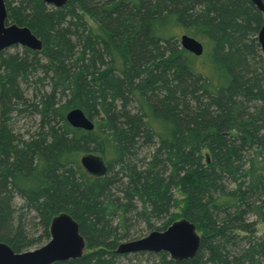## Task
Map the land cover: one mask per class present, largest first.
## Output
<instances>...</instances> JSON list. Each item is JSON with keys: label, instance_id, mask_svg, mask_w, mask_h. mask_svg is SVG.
Listing matches in <instances>:
<instances>
[{"label": "trees", "instance_id": "16d2710c", "mask_svg": "<svg viewBox=\"0 0 264 264\" xmlns=\"http://www.w3.org/2000/svg\"><path fill=\"white\" fill-rule=\"evenodd\" d=\"M5 5L8 19L29 27L42 48L0 53V241L30 249L38 242L26 239L23 212H37L47 229L68 211L90 251L53 264H117V225L126 219L113 226L117 210L136 200L159 216L178 189L200 245L192 259L161 252L155 264H264V233L248 219L256 210L264 223V59L252 56L260 54L252 37L262 16L250 0ZM181 31L203 41L201 55L177 43ZM21 83L40 84L29 105ZM26 107L41 127L25 139L9 120ZM74 107L93 121L91 131L66 121ZM75 149L102 156L105 174L88 176Z\"/></svg>", "mask_w": 264, "mask_h": 264}, {"label": "water", "instance_id": "95a60500", "mask_svg": "<svg viewBox=\"0 0 264 264\" xmlns=\"http://www.w3.org/2000/svg\"><path fill=\"white\" fill-rule=\"evenodd\" d=\"M54 7H61L69 0H43ZM262 12L263 0H251ZM7 12L4 0H0V50L13 44L26 46L33 51L42 48V41L26 26L5 24ZM258 43L264 55V19L258 32ZM180 46L186 51L199 56L203 52L202 43L196 38L181 34ZM66 121L74 128L91 131L93 121L80 108H72L66 113ZM85 173L93 177L105 174L107 166L102 156L86 153L79 158ZM50 238L47 243L23 252H14L11 247L0 241V264H52L57 261L76 259L81 256L84 240L78 232L77 222L67 213H59L52 217L49 224ZM201 237L191 221L186 218L175 220L164 231H152L135 241L120 244L116 252L132 251L165 252L176 261L192 259L199 248Z\"/></svg>", "mask_w": 264, "mask_h": 264}, {"label": "rangeland", "instance_id": "374dc122", "mask_svg": "<svg viewBox=\"0 0 264 264\" xmlns=\"http://www.w3.org/2000/svg\"><path fill=\"white\" fill-rule=\"evenodd\" d=\"M263 4H264V0H263ZM263 19H264V17L262 16V22H263ZM85 20L89 24H91V25L93 24L92 21L87 16L85 17ZM259 29H258L257 33L254 34V36L252 37V38L256 37L257 43H258V38H257L258 36L257 35L259 32ZM181 34H182V31L179 33V35H181ZM208 39L211 43L210 50L213 51L214 41H213V39H210V38H208ZM200 42L202 43V45L204 44L203 41H200ZM177 43L180 44L179 40H177ZM257 45L259 46V53L260 54H258V51H254L252 53V56L255 59H258V56L260 55L264 59V55L262 54L260 44L258 43ZM2 52L4 53V55H13V56L17 55L20 57L24 53V48L21 47L20 45L19 46L17 45V46L9 47ZM41 76H42V73L40 72V70H38L36 73V77H41ZM44 79H45V85H46L45 89L48 92H50L51 84L49 83V77H44ZM39 86H40L39 83H36L33 85L30 84V86L25 85L23 83L20 84V89L23 92V97L27 101L26 102L27 105H29V103L31 102V98L33 97L32 96L33 87H39ZM56 98H57V101H59L60 103H63L65 100V99H63V97L60 94H56ZM23 107H24V105L22 106V108ZM10 117L11 118L9 120V127L12 129V131L15 134H19L25 139L29 137L28 134H33L34 132H38L40 127H41L40 126L41 118L39 117V115L36 114V112L31 113L30 109L27 107L25 110L18 112V113H15L14 111H12V113L10 114ZM250 151L248 152L249 157L252 155V153ZM73 152H76L78 154L79 158L82 155L86 154V152L83 153V152H81V150H78V149L73 150ZM146 153H147V151L143 150L141 153V156H143L144 154L146 156ZM245 159L246 160L243 162L244 163L243 167L248 169L250 167V161L246 157H245ZM208 160H209V158H208L207 152H206L204 161L206 162ZM255 168L257 170L261 169L258 167L257 164H255ZM262 173L264 176V172H262ZM88 176H90V175H88ZM117 195L119 197H121V201H123L122 193L118 191ZM173 195L175 196L174 197L175 202L173 203L174 206L172 204L171 206L168 207V209L165 212L161 213V215H159V216L150 215L148 213V209H144L142 207L141 203H139L136 200L132 201L131 206H129L123 212L121 210H117V214L113 218V226L116 225L115 224L116 222L119 223L118 219L120 220L123 215L126 219L124 221H122L121 223H119V225H117L118 226L117 233L119 234V239H117V243H116L114 251H116V249L122 243L135 241L139 238H142V237L148 235L150 232H152L154 230L155 231H164L166 229V227L169 226V224L171 222L178 220V219H181V218H184L181 215V212H182L183 208L185 207V197L178 189H176V190L174 189ZM21 201L22 200L16 196L14 198L15 206L20 207ZM256 204L260 205L257 202H256ZM262 205H263V209H264V202L262 203ZM62 213H67L68 215L71 216V214L68 211H62ZM23 215L24 216H23L22 224L24 225L25 230L27 232L26 233V239L27 240L28 239L29 240L30 239L31 240L37 239V242H38V243H36V245L32 246L30 249H32V250L36 249V248L44 245L45 243H47L49 238H50V233L48 230L49 225L46 229V225H45L46 221L43 220L40 215H37V212H35V211H28V212L26 211V212H23ZM170 216L174 217V219L171 222L167 223V221H169L168 219ZM260 218H261V216H260L259 212H257L256 210H252L248 214L249 221H255L256 222V225H255L256 235H260V234L264 233V223L260 220ZM50 221H49V224H50ZM47 233L49 235L48 238H46ZM197 233H198V235H201L199 231H197ZM81 236L84 240L85 245H84V249L82 250L81 256L78 258L83 257L84 255H86L90 251V249H89L90 246H89L88 240L86 239V237L84 235L81 234ZM9 246L11 247V249L14 250V248L11 245H9ZM160 253L161 252L155 253L152 251H145V250L132 251V252H126V253L117 252V254L119 255L117 258V264H155L159 261V254Z\"/></svg>", "mask_w": 264, "mask_h": 264}, {"label": "flooded vegetation", "instance_id": "af4514ba", "mask_svg": "<svg viewBox=\"0 0 264 264\" xmlns=\"http://www.w3.org/2000/svg\"><path fill=\"white\" fill-rule=\"evenodd\" d=\"M250 2L252 3V5L256 8V10L257 11H259V13L261 14V16H263V14H262V12L254 5V3L250 0ZM4 5H5V0H4ZM5 8H6V5H5ZM6 12H7V9H6ZM7 15H8V12H7ZM17 24V23H15V22H13V21H11V20H9L8 19V17L6 16V20H5V24L7 25V24ZM17 25H19V26H25V25H20V24H17ZM262 25V24H261ZM27 27V26H26ZM29 28V27H28ZM39 38V37H38ZM40 39V38H39ZM18 46L20 45V44H17ZM17 45H15V44H13V45H11V46H9V47H13V46H17ZM21 47H23L24 49H27V50H31V49H29L28 47H26V46H22V45H20ZM9 47H5L4 49H2V50H0V53L2 52V51H4L5 49H7V48H9ZM74 219V218H73ZM75 220V219H74ZM76 221V220H75ZM77 222V221H76ZM77 224H78V232H79V234L81 235V232H80V228H79V223L77 222ZM48 230H49V228H48ZM85 245V244H84ZM83 249H84V247H83ZM82 249V250H83ZM13 250V249H12ZM27 250H31V249H27ZM27 250H23V251H27ZM14 252H23V251H15V250H13ZM68 260H72V259H68ZM64 261H67V260H64ZM57 262H62V261H57ZM55 263V262H54ZM53 264V263H52Z\"/></svg>", "mask_w": 264, "mask_h": 264}, {"label": "bare ground", "instance_id": "6f19581e", "mask_svg": "<svg viewBox=\"0 0 264 264\" xmlns=\"http://www.w3.org/2000/svg\"><path fill=\"white\" fill-rule=\"evenodd\" d=\"M44 2V1H43ZM51 5V4H50ZM15 45H17V44H15Z\"/></svg>", "mask_w": 264, "mask_h": 264}]
</instances>
